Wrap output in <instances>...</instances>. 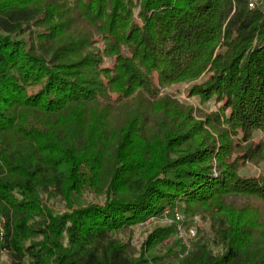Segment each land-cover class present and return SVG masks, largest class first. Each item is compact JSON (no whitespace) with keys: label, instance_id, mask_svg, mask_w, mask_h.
Returning a JSON list of instances; mask_svg holds the SVG:
<instances>
[{"label":"trees","instance_id":"16d2710c","mask_svg":"<svg viewBox=\"0 0 264 264\" xmlns=\"http://www.w3.org/2000/svg\"><path fill=\"white\" fill-rule=\"evenodd\" d=\"M31 26L36 42L20 36ZM185 85L217 110L164 92ZM256 134L264 2L0 0V259L149 264L173 224L149 230L138 256L114 234L180 203L210 220L221 252L196 233L178 264H264V173L240 174L264 161ZM56 193L63 212L47 206Z\"/></svg>","mask_w":264,"mask_h":264},{"label":"rangeland","instance_id":"374dc122","mask_svg":"<svg viewBox=\"0 0 264 264\" xmlns=\"http://www.w3.org/2000/svg\"><path fill=\"white\" fill-rule=\"evenodd\" d=\"M36 34L37 29L34 26H31L29 30L26 29L22 34H20V36L28 39L29 42H36ZM187 88L188 85H185L180 87V91H178L176 88H168L164 92L172 95L175 98L180 99L184 104L192 105L197 109L209 111L217 110L218 104L213 101V98L210 99L208 102L201 103L198 95H189L186 93V91H184ZM112 117L114 118L115 116ZM254 138L256 140H264V137H262L260 134H256ZM260 173H264V161L260 163L247 162L246 165L240 169V174L244 176H255ZM43 194L45 193L43 192ZM104 199L105 193H98L95 196L77 198L74 201V206L77 207L86 204L90 201L94 203H102ZM227 201L238 206H244L249 204L254 205L259 209L261 208V204L258 201L245 197L230 196L227 198ZM46 203L47 206L52 208L53 211L56 213L63 212L67 209L66 200L59 193H56L55 196L49 198ZM175 208L183 215V224L185 226V229H194L196 231V241L200 244H205L207 250H209L212 255L219 254L221 252V249L212 241L213 234L210 220L200 212H194L190 215L183 213L182 209L184 208V204H176L174 209ZM171 218L172 217L170 213L160 215L159 217L152 219V221L148 224L132 227L131 231L116 233L114 234V238L120 241L122 240L124 242H129L131 252L138 256L139 246L144 237L146 236V233L155 226H171ZM192 243L189 250L194 248ZM185 251V247L183 246L181 241H179V239L176 237V234L173 233L168 240H166L162 245L158 246L155 250L148 252L145 257L148 260L149 264H178L179 259L182 257ZM187 252L188 250L186 251V254ZM154 258L156 259L154 260ZM0 264H13V262L8 255L3 254L0 259Z\"/></svg>","mask_w":264,"mask_h":264},{"label":"built area","instance_id":"2783aa9c","mask_svg":"<svg viewBox=\"0 0 264 264\" xmlns=\"http://www.w3.org/2000/svg\"><path fill=\"white\" fill-rule=\"evenodd\" d=\"M259 2H264V0H247L249 7H254ZM168 213L171 214L172 218H171L170 223L175 226L176 237L181 241L186 251L189 250L192 241L195 239L196 231L194 229H185V226L183 224V215L176 208L173 210H169V209L164 210L161 215L168 214ZM152 219H155V218L149 219L145 224H148L149 222H151ZM1 221L2 220L0 219V237L2 236Z\"/></svg>","mask_w":264,"mask_h":264}]
</instances>
